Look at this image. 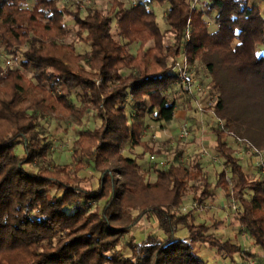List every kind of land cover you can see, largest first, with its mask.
Here are the masks:
<instances>
[{"label": "trees", "instance_id": "trees-1", "mask_svg": "<svg viewBox=\"0 0 264 264\" xmlns=\"http://www.w3.org/2000/svg\"><path fill=\"white\" fill-rule=\"evenodd\" d=\"M152 1L169 5L165 31L144 2L125 8L114 0L110 13L92 7L82 16L79 8L66 11L59 0H34L32 5L30 0H0V43L8 53L22 55L33 73L28 79L21 68L0 65V264H208L195 252L197 244L233 258L239 244L210 233L192 210L178 212L189 182L196 192L202 187L194 195L198 203L214 196L213 187L230 189L242 209L241 226L264 250V175L252 180L245 173L226 131L214 127L215 149L229 165L230 177L221 171L214 186L199 161L192 167L171 164L148 181L138 160L123 154L126 145L143 147L141 157L153 151L143 138L148 114L157 113L166 123L174 120L176 102L164 91L176 84L173 61L184 47L192 63L204 60L209 67L212 89L219 93L214 106L219 118H225L227 96L220 71L264 88V51L258 49L264 46V0L263 6L210 0L194 8L187 0ZM208 11L216 12L212 32ZM66 13L89 44L87 53L60 41L68 31ZM112 15L127 42L114 37ZM188 28L190 41L185 42ZM133 43H138L135 53L129 49ZM78 91L77 107L70 96ZM89 109L101 124L82 130L74 141L72 170L69 165H41L37 171L26 166L47 159L49 144L40 131L44 112L70 113L82 125ZM20 144L23 155L16 151ZM86 159L100 172L97 189L82 186L86 178L79 173ZM53 187L62 194H52ZM82 198L106 201L102 209L88 211ZM143 217L155 219L158 231L140 243L130 242V256L116 252L123 235ZM183 228L187 235L181 238Z\"/></svg>", "mask_w": 264, "mask_h": 264}, {"label": "rangeland", "instance_id": "rangeland-1", "mask_svg": "<svg viewBox=\"0 0 264 264\" xmlns=\"http://www.w3.org/2000/svg\"><path fill=\"white\" fill-rule=\"evenodd\" d=\"M114 0H59V5L66 11H76L79 8L82 16L85 15L88 8L97 7L106 13H110L112 2ZM122 2L125 8H130L135 5L133 0H118ZM34 0H30L32 5ZM138 2L146 3L150 10L157 16V22L162 31L168 28L166 17L168 14V3L159 4L152 0H136ZM210 0H200L199 6ZM251 4H261L262 0H250ZM207 25L212 32L217 29L215 23V11H208ZM65 24L67 27V35L61 38L63 43H73L74 50L77 53L84 54L90 50V46L78 36V27L72 15L65 14ZM112 33L114 37L121 42H127L119 35V28L116 25L115 16L112 15ZM85 36V34H83ZM172 35H166V42L171 43ZM152 42L149 43L151 45ZM25 48V47H23ZM138 48V43H133L129 46L132 53H135ZM259 51H264V46H258ZM22 55H14L4 50L0 43V65L2 67H19L23 70L24 75L29 79L32 77V71L22 63ZM172 62V60H171ZM195 77L203 82L206 87L210 88V96L204 120L205 124L201 125L200 115L197 110L188 104L186 106L180 94L179 86L177 84L171 85L164 93L176 102V113L180 111L182 114L174 117L171 123H166L159 119L157 113L148 114L145 117L143 138L152 147L153 151L146 152L143 157V147L138 146L133 150L125 146L123 154L128 157H134L141 165V172L145 173L146 180L155 181L158 170L166 169L171 164L181 163L188 167H192L196 161L202 165L203 172L208 176L209 181L214 186L218 174L221 171L227 173L230 177L229 165L225 159L217 152L215 146L216 134L214 126L219 119L217 114H213L210 108H214L218 101L219 93L212 89L213 76L204 60H196ZM220 71V69H218ZM128 70H123L127 73ZM173 73V72H171ZM221 79L225 84L227 96L225 98V118L222 121L233 130V132L244 138L240 146L231 143V139L227 138L228 144L235 150V155L239 158L240 163L246 174L252 180H259L264 175V169L259 162V158L255 155V148L259 150L260 154L264 155V88L259 86L256 82L248 83L239 75L225 71H220ZM59 93H61L59 91ZM80 92H74L70 96V101L74 106H80ZM205 98V99H206ZM206 99V100H207ZM29 103H26V105ZM25 105V104H24ZM129 106V104H128ZM134 112L128 110L129 120L132 118ZM216 113V112H215ZM82 125H77L70 113L64 112H49L43 113L40 119V131L43 136V142L49 144V153L45 162L36 161L33 164H27L30 169L37 171L41 165H46L52 168L54 165H69L71 170L74 168L72 152L74 150V141L79 137L82 130L93 129L101 124L100 118L92 109L86 111ZM185 125L189 130L187 137H180V128ZM232 144V145H231ZM255 147V148H254ZM19 155L24 154V146L20 144L16 149ZM151 154L156 155V159H151ZM80 176L85 177V182L82 186L90 189H97L99 186L100 172L94 168L93 162L87 160L83 170L79 173ZM193 182H189L188 190L185 194L182 206L186 207L187 212L192 210L197 222H203L210 226L209 232L221 238L223 241H230L240 245V250L233 258L226 254L219 253L216 249L209 245L197 244L195 245V252L207 261L208 264H251L254 261L256 264H264V250L258 247L248 231L241 226L239 218L242 214L240 204L233 199L230 189L219 190L213 187V197L206 196L201 203L194 199V195H199L202 187L196 192L191 186ZM52 194L60 196L61 190L56 187L51 189ZM250 196V194H249ZM106 199H102L98 203L86 202L82 198V203L88 208V211H93L97 207L103 208ZM197 203L198 207L193 208V204ZM178 212L185 213L179 208ZM138 212L135 213L137 215ZM157 222L155 219L148 220L143 217L135 226L131 227L129 232L124 234L119 245L114 249L123 256L131 255V248L129 243H140L152 234L156 233ZM187 235V230L182 229L178 236L184 238ZM113 251V252H115ZM110 255L111 252H107ZM109 264V263H108Z\"/></svg>", "mask_w": 264, "mask_h": 264}, {"label": "built area", "instance_id": "built-area-1", "mask_svg": "<svg viewBox=\"0 0 264 264\" xmlns=\"http://www.w3.org/2000/svg\"><path fill=\"white\" fill-rule=\"evenodd\" d=\"M135 1L136 0H133L136 5L137 3ZM187 2H189L191 7L194 8L196 6H199L200 0H187ZM184 40L185 42L190 41L189 28L185 32ZM172 72L176 75V84L179 86L180 94L182 95L184 104L186 106H188L189 104L197 110V113L200 115V124L204 125V115L207 108L210 107L207 104L208 99L206 98L207 95L210 96V88L208 86L206 87L203 82H201L197 77H195V64L190 61L187 49L185 47L181 49L179 55L174 59ZM210 111L216 115L214 108H210ZM214 127L226 131L228 133L227 138H230L231 143H234L237 146H240L244 141H246L244 138H241L240 136L236 135L233 131H228L221 118L217 120V123ZM179 135L180 137H187L189 135V130L185 125L180 128ZM254 151L255 154L253 155L260 159L259 162L264 169V155L260 154L257 148H255ZM150 158L156 159V155L151 154ZM196 207H198V205L194 202L192 209ZM181 209L187 212L185 206H181ZM251 264L256 263L252 261Z\"/></svg>", "mask_w": 264, "mask_h": 264}, {"label": "crops", "instance_id": "crops-1", "mask_svg": "<svg viewBox=\"0 0 264 264\" xmlns=\"http://www.w3.org/2000/svg\"><path fill=\"white\" fill-rule=\"evenodd\" d=\"M182 113L180 111H178L177 113L175 112V117H177L178 115L180 116Z\"/></svg>", "mask_w": 264, "mask_h": 264}]
</instances>
